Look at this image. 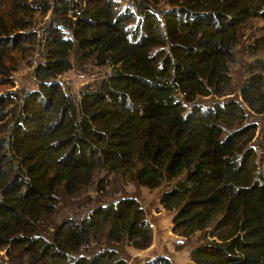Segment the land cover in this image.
<instances>
[{
  "label": "trees",
  "instance_id": "trees-1",
  "mask_svg": "<svg viewBox=\"0 0 264 264\" xmlns=\"http://www.w3.org/2000/svg\"><path fill=\"white\" fill-rule=\"evenodd\" d=\"M24 63L31 84L16 88ZM75 65L107 71L75 94L58 81ZM6 85L0 264H128L125 248L147 249L135 196L66 206L101 175L159 189L174 232L196 238L190 264H264V0H0Z\"/></svg>",
  "mask_w": 264,
  "mask_h": 264
},
{
  "label": "rangeland",
  "instance_id": "rangeland-1",
  "mask_svg": "<svg viewBox=\"0 0 264 264\" xmlns=\"http://www.w3.org/2000/svg\"><path fill=\"white\" fill-rule=\"evenodd\" d=\"M261 21H253L245 25L242 32L241 44L236 50V60L230 67L233 76L234 89L239 82L243 79L245 68L252 60L253 54L248 52L247 43L257 35V28L261 26ZM106 69L97 68L94 66H78L75 67L61 76L58 81L68 91L75 94L79 93L80 88L88 83L95 82L101 79L106 73ZM31 68L26 63L22 64L20 68L13 74V82L16 88L29 87L31 84ZM10 85L0 86V94L10 91ZM218 100V99H217ZM216 99L214 101H217ZM213 100L206 101L207 104ZM254 119V122H259L260 125L264 123V116L261 120ZM101 179L99 184H94L92 189L86 194L67 202L66 206L81 201L83 207H89L93 204L107 202L120 196H135L141 207L144 209L147 221L152 229V242L151 245L145 250H136L130 247L125 248L128 257V264H142L147 260L155 257H165L169 260L170 264H190V252L192 249L193 241L185 240L178 236L173 230L171 213L166 212L159 203L161 191L159 189L150 190L146 188L136 187L130 184L123 178L115 176H99ZM64 205L63 207L66 208ZM63 214L66 216L73 215L77 211L64 209ZM4 264H26L24 261L14 257L6 260Z\"/></svg>",
  "mask_w": 264,
  "mask_h": 264
}]
</instances>
